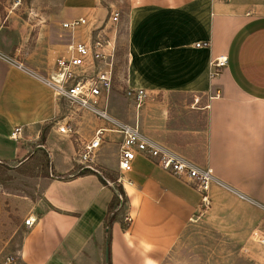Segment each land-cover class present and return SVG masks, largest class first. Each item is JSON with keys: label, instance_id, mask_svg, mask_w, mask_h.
<instances>
[{"label": "crops", "instance_id": "crops-1", "mask_svg": "<svg viewBox=\"0 0 264 264\" xmlns=\"http://www.w3.org/2000/svg\"><path fill=\"white\" fill-rule=\"evenodd\" d=\"M126 3V84L147 95L138 116L141 132L210 168L220 184L264 207V0ZM78 38L73 35L71 42ZM223 58L225 66L215 67ZM49 65L28 69L48 77L54 63ZM66 123L86 140L104 126L0 61V164H26L35 150H43L52 171L44 178V207L37 205L27 217L35 223L25 230L18 252L23 264H72L89 249L105 251L112 188L96 175L71 174L75 140L57 131ZM15 128L21 133L12 141ZM120 142L108 133L100 150L108 143L119 148ZM119 183L127 202L110 229V264H161L196 212L199 194L139 155Z\"/></svg>", "mask_w": 264, "mask_h": 264}, {"label": "rangeland", "instance_id": "rangeland-1", "mask_svg": "<svg viewBox=\"0 0 264 264\" xmlns=\"http://www.w3.org/2000/svg\"><path fill=\"white\" fill-rule=\"evenodd\" d=\"M126 1L0 0V46L7 53L0 52L26 68L51 67L49 63L55 65L56 59L65 54L66 49L61 46L70 43L73 37L62 29V25L78 19L76 17L86 19L92 24L91 39L99 36L113 46L108 61L111 64L110 111L121 121L132 123L135 111L125 96L131 31ZM111 13L119 15L115 24L109 22ZM94 29L97 30L92 32ZM144 108L145 103L138 114ZM145 126L142 124L143 130ZM188 128L192 129L191 126ZM182 132L176 133L192 135ZM199 152L202 153V149L199 148ZM97 159L94 171L99 173L104 185L116 190L120 184L118 144L103 145ZM72 164L71 174L82 173L81 166L73 161ZM50 173V162L43 150H35L26 164H0V264H8L10 258L13 261L9 264H23L18 252L25 233L24 221L35 212L37 205L44 207L42 189L44 178ZM202 197L196 201L197 208L191 221L161 264H262L264 248L253 239V232L263 228L261 207L217 183L212 184ZM72 264H105L104 248L89 249Z\"/></svg>", "mask_w": 264, "mask_h": 264}, {"label": "built area", "instance_id": "built-area-1", "mask_svg": "<svg viewBox=\"0 0 264 264\" xmlns=\"http://www.w3.org/2000/svg\"><path fill=\"white\" fill-rule=\"evenodd\" d=\"M223 2L226 0H213ZM118 13H111L109 22L117 23ZM92 24L84 18L68 21L62 25V29L73 35L80 33L78 40H74L65 46V54L56 59L53 71L48 77H42L26 68L21 62L12 59L0 52V61L33 77L40 83L52 89L55 97L66 102L70 108L103 123V127L97 128L89 139H81V135L69 123L58 127L60 135L72 140L76 144L74 162L81 168L93 169L97 162L98 153L106 134H117L121 138L119 145L118 171L120 174L128 173L132 164L139 155L151 160L162 171L180 180L191 187L199 196L206 193L212 184H220L210 168H200L186 160L177 153L171 151L155 141L146 137L140 129L138 111L144 103L147 95L144 90L128 87L125 93L126 99L132 104L135 118L132 123L123 122L109 112V96L111 90V64L108 62L113 46L110 41L96 37L91 39ZM97 29L92 30L95 31ZM78 36V35H77ZM200 48L201 45H196ZM226 59H219L214 63L217 68L224 67ZM197 102V100H196ZM21 133L20 128H15L10 134L12 141H17ZM203 198V197H202ZM203 200H205L203 198ZM263 228L253 232L254 241L264 248V207H261ZM129 218L124 217V223ZM35 219L27 218L24 221V229L30 230ZM13 258L7 259V263ZM264 264V262L262 263Z\"/></svg>", "mask_w": 264, "mask_h": 264}, {"label": "trees", "instance_id": "trees-1", "mask_svg": "<svg viewBox=\"0 0 264 264\" xmlns=\"http://www.w3.org/2000/svg\"><path fill=\"white\" fill-rule=\"evenodd\" d=\"M81 172L82 173L80 174H74V175H86V174L96 175L99 182L103 186H106L100 180V177H99L100 175L98 172L92 169H89V168H81ZM112 193H113V197H112L111 202L108 205L107 213L104 219V230L106 233V246L108 248V259H107V262H105L106 264H110V253H109L110 229L115 222L120 220L119 216H121V213L125 209V204L127 202L122 186L120 184H118L116 190L112 189ZM121 224H122V227L125 229L126 224L123 221L121 222Z\"/></svg>", "mask_w": 264, "mask_h": 264}, {"label": "water", "instance_id": "water-1", "mask_svg": "<svg viewBox=\"0 0 264 264\" xmlns=\"http://www.w3.org/2000/svg\"><path fill=\"white\" fill-rule=\"evenodd\" d=\"M107 259H108V248L106 246L104 251V261L107 262Z\"/></svg>", "mask_w": 264, "mask_h": 264}]
</instances>
